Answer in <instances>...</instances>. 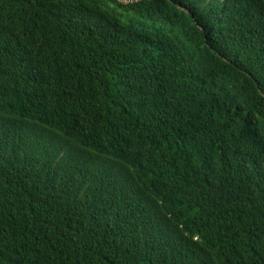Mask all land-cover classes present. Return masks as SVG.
<instances>
[{
  "label": "trees",
  "instance_id": "16d2710c",
  "mask_svg": "<svg viewBox=\"0 0 264 264\" xmlns=\"http://www.w3.org/2000/svg\"><path fill=\"white\" fill-rule=\"evenodd\" d=\"M0 264H264V0H0Z\"/></svg>",
  "mask_w": 264,
  "mask_h": 264
},
{
  "label": "water",
  "instance_id": "95a60500",
  "mask_svg": "<svg viewBox=\"0 0 264 264\" xmlns=\"http://www.w3.org/2000/svg\"><path fill=\"white\" fill-rule=\"evenodd\" d=\"M191 17H193V15L192 14H189Z\"/></svg>",
  "mask_w": 264,
  "mask_h": 264
}]
</instances>
